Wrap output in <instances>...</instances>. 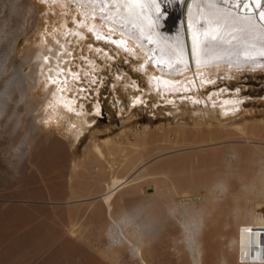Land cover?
I'll return each instance as SVG.
<instances>
[{
  "label": "bare ground",
  "instance_id": "1",
  "mask_svg": "<svg viewBox=\"0 0 264 264\" xmlns=\"http://www.w3.org/2000/svg\"><path fill=\"white\" fill-rule=\"evenodd\" d=\"M81 1L98 10L93 16L100 15L135 39L167 73L183 71L189 63L264 65V8L259 6L264 0H192L189 5L188 0ZM29 11L32 20L8 38L0 29V120L15 119L13 133L26 128L16 162H31L40 180H33L25 195L65 198L60 204L70 218L69 240L61 230L42 227L35 235L24 233L23 240H15L12 232L30 224L32 212L21 207L13 213L7 208L0 211V226L3 235L9 234L7 239L2 236L9 240V248L2 252L0 263L19 261L30 247L56 240L66 257L73 246L83 255L84 264H101L88 253L95 248L88 238L96 235L112 264H264V141L259 137L264 122L230 124L234 134H226L228 138L214 137L212 125L199 122L190 129L179 122L175 128L183 137L174 146L149 153L140 162L126 158L125 164L110 172L109 181L104 171L90 178L84 169L103 154L111 155L123 142L94 140L82 161L68 158L71 168L64 173L61 162L69 146L53 136L46 142L45 137L38 140L33 114L41 101L29 94L32 81L25 72L29 57L18 56L20 38L36 17L33 7ZM90 28L99 34L93 24ZM117 43L126 46V40ZM153 82L158 86L163 80ZM188 130L195 132L194 139L189 140ZM150 135L146 128L138 138ZM81 203L87 212L81 210L77 222L72 216ZM82 225L90 226L87 230Z\"/></svg>",
  "mask_w": 264,
  "mask_h": 264
},
{
  "label": "rangeland",
  "instance_id": "2",
  "mask_svg": "<svg viewBox=\"0 0 264 264\" xmlns=\"http://www.w3.org/2000/svg\"><path fill=\"white\" fill-rule=\"evenodd\" d=\"M30 7L35 9L36 17L20 38L18 56L29 57L25 65V72L32 81L29 94L41 101L33 114L40 132L37 133L38 140L43 141L45 137L43 142H46L53 136L62 143L66 141L69 146L65 151L66 160L61 162L64 173L71 168L68 158L82 161L94 140L117 138L123 142L111 155L103 154L94 159V165L84 169V174L90 178L104 171L109 181L110 172L119 169L131 157L140 162L149 153L174 146L183 137L175 128L179 122H184L190 129L199 122L204 126L212 125L214 137L224 138L234 134L233 129H228L230 124L264 122V65L196 63L192 68L189 63L183 71L167 73L135 39L126 36L100 15L93 16L98 10L81 0H0L3 36L8 38L25 22L32 20ZM92 24L99 34L90 28ZM143 37L148 41L147 36ZM120 40H126V46L118 44ZM155 79L163 82L156 86ZM14 121L0 120V207H3L0 211L9 208L15 213L24 207L22 210L32 212V221L17 227L11 235L20 242L24 233L35 235L42 227L61 230L65 233V240H69L66 229L70 218L63 209L65 198L31 196L30 199L25 195L33 180H40V173L31 162L28 163L32 165L25 161L16 162L20 143L27 131L23 128L13 133ZM222 125L225 128H221ZM146 128L150 129L151 135L140 140L138 135ZM185 133L189 140L192 136L194 139V131ZM208 133L204 135L207 138L211 136ZM259 137L264 141V133ZM58 147L65 150L63 145ZM255 158L260 161L259 156ZM79 199L86 201L83 197ZM81 204L78 214L72 216L77 222L78 216L83 215L81 210L84 214L87 212L85 204ZM89 226L80 227L88 230ZM3 228L0 226V257L9 248V240L5 241L9 234L3 235ZM97 238L96 235L89 236L88 241L95 248L88 253L101 264L114 263L102 251L103 243ZM51 242L40 248L30 247L19 261L6 259L0 264H84L83 255L73 246L66 257L61 253V242Z\"/></svg>",
  "mask_w": 264,
  "mask_h": 264
},
{
  "label": "water",
  "instance_id": "3",
  "mask_svg": "<svg viewBox=\"0 0 264 264\" xmlns=\"http://www.w3.org/2000/svg\"><path fill=\"white\" fill-rule=\"evenodd\" d=\"M192 0H188V5H189V3L191 2ZM263 3H261V5H259V6H261L262 8H264V1H262ZM188 5H187V8H188ZM187 12H188V10L186 11V15H187ZM262 22H263V24H264V21L262 20Z\"/></svg>",
  "mask_w": 264,
  "mask_h": 264
}]
</instances>
